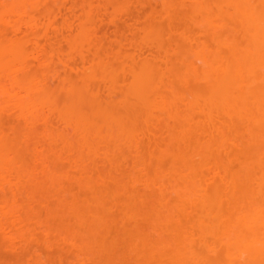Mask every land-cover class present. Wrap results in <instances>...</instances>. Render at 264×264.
Returning a JSON list of instances; mask_svg holds the SVG:
<instances>
[{
  "label": "bare ground",
  "instance_id": "obj_1",
  "mask_svg": "<svg viewBox=\"0 0 264 264\" xmlns=\"http://www.w3.org/2000/svg\"><path fill=\"white\" fill-rule=\"evenodd\" d=\"M61 1L52 0L54 5H58L56 10L46 11L43 0H0V253L15 256V259L31 257L27 258L29 261L24 258V264H61L64 261L67 264H99L98 260L93 261L92 251L88 247L90 233L88 237H80L79 234L83 233L80 227H84V232H89L87 223L104 216L101 213L102 207H107L105 203H113L110 206L117 204L113 206L117 208L120 198L124 196L121 188H132V185H126L125 179L128 177L124 179L125 184L119 182L117 186H122L118 189L121 190V197L118 198L120 195L114 189L117 186L110 183L109 178L101 176L108 177L111 165L103 167L99 175L97 171L93 173L91 167L88 168L94 161L93 157L100 154L101 160L107 164L113 157L122 158L121 163L115 158L113 165H116L115 162L118 165L111 166L113 170H119L116 173L122 176L123 173L129 175L141 165L142 169H137V172H141L128 178L135 186L141 184L139 186L148 189L149 193L150 190L151 193L160 194L171 192L163 198L166 201L160 202L161 209L158 207L156 213L153 212L150 220L154 223L153 232L150 226L148 230L139 228V231L144 229V233L150 231L149 235L142 231L140 233L143 234L131 232V215L128 214L135 217L137 213L129 211L131 213L126 217L129 221H125L128 226L124 222L121 229L124 235L120 234L124 239L121 243H125L122 247L128 248L127 251H132L137 257L140 254L150 255L151 252L161 254L168 240L165 231L170 228V223L176 221L178 228L169 229L171 232L166 233L170 234L167 237L175 234L173 238H176L181 232L184 238H181L182 242L179 238L178 244L183 246L186 242L187 246L194 241L187 236L198 233L209 252L204 251L207 254L204 257H201L203 253H199V256L197 251L193 252V259H197L198 264H264V0H195V12L199 14L198 17L201 16L197 22L203 29V38L200 36L199 40L196 37V45H193L195 37L189 30V23L193 20V0H153L158 2L157 5L154 3L155 8L159 3L161 5L158 9L162 8L164 24L171 23L170 28L173 27L170 29L168 25L167 29L164 28L167 39H162L161 34L156 33L152 21L146 16L148 20L145 18L144 23L147 26L143 24L142 32L147 37L141 36V43L137 39L135 41V33H138L135 30L139 31L133 25L135 22H128L130 28L123 27L121 22L125 24V19L122 18V21V15L119 14V18L115 13L107 18L113 28L119 27V30L115 28L120 31L118 35L114 31L116 35L110 37L115 49L105 42V37L109 36L99 34L97 24L90 21L99 14L96 7L98 11L96 9L93 15V4L90 3L92 1L96 5V1ZM156 9L152 10L157 14L159 10ZM183 13V21L191 14L185 27L180 20ZM56 14L62 15L60 24L55 19ZM176 17H180L179 21ZM172 23H180L186 29L180 30L181 26L175 24L176 32ZM92 24L95 26L92 29L98 31L96 35L95 32L92 34L98 35L95 38L89 36ZM120 28H134L131 29L133 34L128 32L130 36L123 40L120 34L125 29ZM169 29L171 33L168 34ZM30 61L36 62L37 67ZM54 91L58 94H54ZM195 113H200L209 124L206 135L203 134L206 137L202 139L203 142L199 139L203 138L198 134L200 128L198 133L197 129L195 131L198 125ZM4 116L13 118V123L7 119L4 122ZM134 118L138 119L137 124ZM144 121L146 124H142ZM7 124H10L9 127H2ZM239 128H243V131ZM173 129L176 131L173 133L175 138L170 133ZM238 130L242 133L238 134ZM193 131L199 138H192ZM231 131H236V134L233 132L232 136ZM193 139L197 143L201 141L198 148L193 144ZM190 140L196 149L190 146ZM164 143L167 144L164 149L174 161V165L168 161L171 164L168 168L177 166V170L173 168L177 172L169 170L176 172L169 173L177 174V185L173 177L165 179L168 178L167 174L163 176L165 172L161 174L155 168V173L151 174L153 171L149 170L154 158L160 161V166L161 162L170 159L163 148L159 151H164L163 156L166 157L158 152L161 144L165 146ZM143 145L150 147L151 158L147 155L149 150H144ZM236 148L239 154L237 159L234 155V159L242 168L237 171L227 168L225 171L219 155H229L231 152L232 155L231 149L235 154ZM129 151L131 158L127 157L126 152ZM84 155L89 163H85ZM209 155L217 159V166L211 168L207 166L208 161L204 163ZM147 156L148 160L145 159ZM28 160H32V163ZM63 160L67 162L66 165ZM57 162H63L66 171ZM123 162L129 164L130 171L123 168ZM252 163H257L262 171L254 181L248 172ZM120 164L123 169H118ZM67 165L74 171H70ZM200 167L203 169L200 170ZM91 172L94 178L101 176L103 183L98 181V177L97 182L91 179ZM195 175H202V180L208 186H203L201 177L198 179ZM195 177L201 183L198 189L201 191V185L203 187L201 194L197 190L199 195L196 194L195 197H198L193 205L189 195L196 191L192 190V193L187 186H193ZM218 179L221 183H215ZM180 184L187 186H183V189L179 187ZM218 184L223 185V189ZM213 185L221 189L218 186L214 189ZM185 188L189 192H185ZM95 190H98V195ZM107 192H111L110 197ZM104 193L105 199L106 196H118L115 200L113 198V202L111 198V203L110 200L105 202ZM160 196L163 197L162 194ZM187 201L193 206L189 204L187 207ZM177 204L179 207L176 208ZM198 207L202 215L196 226L191 224L193 231L187 235L188 230L183 232L181 228L185 223L184 214L186 210L192 211L190 214L194 209L199 212ZM191 220L193 217H190ZM63 227H67V230ZM205 236L210 237L211 241ZM56 238L63 243L56 244ZM64 245H68L69 249L66 247V255H61L60 250L65 248ZM58 252V262L56 258L51 257L50 260L47 256Z\"/></svg>",
  "mask_w": 264,
  "mask_h": 264
},
{
  "label": "rangeland",
  "instance_id": "obj_2",
  "mask_svg": "<svg viewBox=\"0 0 264 264\" xmlns=\"http://www.w3.org/2000/svg\"><path fill=\"white\" fill-rule=\"evenodd\" d=\"M55 1V0H54ZM57 2H59V1H61V0H56ZM63 1V0H62ZM61 1V2H62ZM94 1H96V5H95V3L94 2H90L91 3V5H92V7H93V10H94V16H95V11H96V9H97V11H98V8H99V14H98V16L100 17H98V16H96L95 18L93 17L92 19H94V20H90V21H93V24H94V22L97 24L96 26H98V31L96 30V31H94V29H92V28H94L95 26H93V24L92 25H90L91 26V31H90V34H89V36H90V38H95V37H97V36H94V35H92V34H94L93 32H95V35L97 34V32L99 33V34H101V35H106V36H109V38H107V37H105L107 40L105 41V42H107L106 44L109 46V44H110V48L111 47H113L114 49L116 48V46H115V44H114V42L112 41V39H110V37L111 38H113V35L115 36L116 34H115V32L114 31H116L117 32V35H118V33L120 32V31H117V30H119V27H115V28H113V26L112 25H110V22H108L109 20H107V18L108 17H110L111 15H113V14H115L116 13V16H119V18H120V15H122L121 16V20H122V18H123V20H124V22H126L125 24L124 23H122L121 22V20H120V22H121V24H123V25H121V26H123V27H125V26H128L129 27V23L128 22H131V24H133L134 22V24L133 25H136L137 26V29L139 30V31H136L135 30V32H138V33H135V34H137L136 35V37H135V41H136V39L140 42L141 41V39H143V38H141V36L142 37H147V34H145V36H143L144 35V33L142 32V31H144L143 29V24H145L144 23V21L147 19V17L146 16H148L150 19L149 20H151L150 22H151V24L153 25H151L152 27H154V30L156 31V33L157 32H159L160 34H161V38L162 39H164V40H166L167 39V37H164L165 35V32H167V30L165 31V29H167V26L169 25H167V24H164V22H165V17L163 16V13H162V8L159 10L158 8H160V3L158 4V6H156V8L154 7L155 6V4L154 3H156V1L154 2L153 0H94ZM151 1H153V3L151 2ZM158 1V0H157ZM195 0H193V24H192V21H190V23H189V27L191 28V29H189V30H191V32L193 33V45H196L195 43L197 42V38L199 39L200 38V36H202V38H203V29H201L202 27H200V26H202V25H199L198 24V22L197 21H200L199 20V18L201 17H198L199 16V14L197 15V13L195 12L196 10H195V8H194V5H195V2H194ZM43 2L44 3H42V4H44L45 5V9L44 10H46V11H54V10H56V8H57V6L58 5H56V3H55V5H54V3L52 2V0H43ZM143 2V3H142ZM150 2V3H149ZM158 3V2H157ZM157 3H156V5H157ZM60 4V3H59ZM98 4V5H97ZM151 6L152 7H154V8H151ZM96 7H98V8H96ZM95 8V9H94ZM152 9H156V10H159L158 12L160 13H158L157 11V14L158 15H160V16H158L156 13H155V10H152ZM118 14V15H117ZM120 14V15H119ZM181 14V13H180ZM188 14V13H187ZM187 14H186V16H187ZM190 14V13H189ZM92 15V16H93ZM96 15H97V13H96ZM102 15H103V17H104V19L105 20H103V21H101L102 20ZM191 15V14H190ZM190 15H188V17H187V19L189 18V20H190ZM180 16V15H179ZM185 18V14L183 13L182 15H181V18H180V20H182V22L183 23H181V24H183V26L185 27V25L187 24H185V22L186 21H189V20H187L186 19V21L184 20L183 21V17ZM59 18H61V20H59ZM146 18V19H145ZM178 18V19H179ZM55 19H56V21H57V23L58 24H60L61 22H62V15H60V14H56L55 15ZM100 19V20H99ZM109 19V18H108ZM176 19H177V17H176ZM177 19V20H178ZM201 19V18H200ZM118 20V19H117ZM116 20V22H118ZM122 20V21H123ZM126 20H128V21H126ZM148 20V19H147ZM166 21H168V20H166ZM179 21V20H178ZM115 22V25L117 26V23ZM147 22V21H146ZM181 22V21H180ZM92 23V22H91ZM90 23V24H91ZM149 23V22H148ZM168 23H170V22H168ZM118 24L120 25V23L118 22ZM173 24V23H172ZM176 24V23H175ZM175 24H173L172 26H174ZM180 23H178V24H176V25H179V27L181 26V29L180 30H182V28H184L182 25H181ZM185 24V25H184ZM95 25V24H94ZM118 25V26H119ZM133 25H131L132 27H133ZM146 25V24H145ZM150 25V23L148 24V26ZM164 25V26H163ZM170 25H171V23H170ZM170 25L168 26V28H170ZM175 25V26H176ZM93 26V27H92ZM120 26V27H121ZM136 26H135V28H136ZM147 26V25H146ZM175 26H174V30H175ZM130 28V27H129ZM165 28V29H164ZM173 27H171L170 29H172ZM176 28H177V26H176ZM188 28V27H187ZM121 29V28H120ZM122 29H125V30H123L122 31V33H123V37H122V33L120 34L121 36V38L124 40V38H127V37H129L130 35H129V33L134 29V28H131V29H129V30H126L127 28H122ZM121 29V30H122ZM162 29H164V33H163V30ZM170 29H169V31H168V34H169V32H170ZM184 29H186V28H184ZM141 30V31H140ZM173 30V34H175L174 32L176 31H174ZM179 30V31H180ZM193 30V31H192ZM172 31V30H171ZM129 32V33H128ZM177 32V31H176ZM114 33V34H113ZM132 33V32H131ZM171 33V32H170ZM133 34V33H132ZM134 34V35H135ZM177 34V33H176ZM124 36H126V37H124ZM166 36H167V34H166ZM197 37V38H196ZM140 39V40H139ZM196 39V40H195ZM104 40V39H103ZM103 40H102V43H103ZM194 40H195V42H194ZM199 40H201V38L199 39ZM137 41V42H138ZM142 41H144V40H142ZM138 42V43H139ZM141 43V42H140ZM106 46V45H105ZM27 47H29V46H27ZM169 47V46H168ZM107 49V48H106ZM109 49V48H108ZM193 49H195V46H193ZM30 50V49H29ZM50 51H51V49H49ZM28 51V50H27ZM145 55L147 54V53H144ZM30 62H33L35 65H36V62H34V61H30ZM31 64V63H30ZM33 64V65H34ZM36 67H37V65H36ZM38 69V68H37ZM41 69V68H40ZM38 71H41V70H38ZM37 71V72H38ZM119 71H117V73H118ZM42 73V72H41ZM119 74H121V72L119 73ZM119 74H117V75H119ZM194 83H195V81H194ZM180 87V86H179ZM54 94H58L56 91H54ZM59 97H60V95H59ZM114 106H118L117 104H115ZM121 107V106H120ZM120 107L118 108L119 110H120ZM116 108V107H115ZM123 108H121V110H122ZM118 110V111H119ZM3 111H7V109L6 110H3ZM8 112H9V109H8ZM12 112V111H11ZM123 112V111H122ZM121 112V113H122ZM10 113V112H9ZM13 113V112H12ZM120 113V112H119ZM139 113V112H138ZM123 114V113H122ZM135 114V113H134ZM7 115H8V113H7ZM10 116V115H9ZM9 116H8V119H7V116L5 117L4 116V119L3 120H5V119H7L8 120V122H10L11 120H13V118L11 119H9ZM12 116H14L13 114H12ZM11 116V117H12ZM135 116V115H134ZM195 117H197V121H196V124H198V125H196L197 126V128H195L196 126H194L193 127V129L195 128V131H196V129H197V133L199 132V128H200V133H198V134H201L202 135V137L203 138H199V137H197L196 136V132H194L193 131V134H194V136L193 135H191L192 136V138L193 137H195L196 139L197 138H199L202 142H203V140L202 139H206V137H205V135H206V130L208 129V127H209V124L205 121V119L202 117V115H200V113L199 114H196L195 113ZM138 118H140V117H138ZM2 119V118H1ZM14 119H16L15 117H14ZM135 119V118H134ZM142 119H143V117H142ZM144 120V119H143ZM16 122H17V120H15ZM3 122V121H2ZM4 122H6V120L4 121ZM12 122V121H11ZM137 122H138V119H135V124H137ZM198 122V123H197ZM13 123V122H12ZM11 123V124H12ZM143 123H145L146 124V122L144 121V122H142V124ZM3 124V123H2ZM14 124H15V122H14ZM40 124V123H39ZM139 125H140V122L138 123ZM142 124H141V126H142ZM10 125V124H9ZM9 125L7 124L6 126H2V127H4V128H6V127H9ZM144 126V125H143ZM140 126H138V128H139ZM199 127V128H198ZM144 129H145V126L143 127ZM239 129H241L242 131H243V128H239ZM142 130V128L139 130V131H141ZM175 130H177V129H175ZM241 130H238V131H240V132H238V134H240V133H242V131ZM173 132H170V133H176V131H174V129L172 130ZM145 132V131H144ZM205 132V133H204ZM233 132H234V134H236L235 132L236 131H231L230 133H232L233 134ZM203 134H205V135H203ZM234 134L232 135V136H234ZM164 135V134H163ZM201 135H199L200 137H201ZM177 136H178V132H177ZM175 138V136H174V134L172 135V138ZM172 138L170 139V140H172ZM177 138H179V136L177 137ZM176 138V139H177ZM191 138V139H192ZM176 139H174L175 140V142H176ZM198 139V140H199ZM169 140V139H168ZM193 140H195V139H193ZM201 141H198V143L196 142V140L195 141H193V144L194 145H196L197 146V148H198V146H200L201 144H199V143H201ZM96 142V141H95ZM164 141H162V143H163ZM167 143H169L170 141H166ZM172 142H174V141H172ZM174 142V143H175ZM191 140H190V142H189V144H190V146L192 147L193 145H191ZM145 143H148V142H146L145 141ZM174 143H172V145H175ZM177 143V142H176ZM196 143V144H195ZM95 144H97V146H98V142H96ZM171 144V143H170ZM170 144H168V146L170 145ZM101 145H103L102 143H101ZM149 145H151V144H148L147 146H149ZM163 144H161V146L159 147L160 149H158V152L160 153V155H162L163 156V154L165 153L164 151H166L167 153H165V155L166 156H170V159L169 160H166L167 161V164H166V161L165 162H161V166H160V161L158 160H156L155 158H154V160H152V162H153V164H151V167H150V171L152 170L153 171V173L151 172V174H154L155 172H154V169H155V171H157V172H160L161 174H163L164 172H165V174H163V176L165 175L166 176V174H167V177L168 178H165L166 180L168 179V180H170V179H172L171 177H173L174 178V180L176 181V179H175V176H177V174L176 175H174L177 171V166L175 167L176 168V170L175 169H173L172 168V166H171V168H168V167H170V165H169V162H171V163H173V165H174V161H171V155H168V151H167V149L165 150L164 148H166V145H165V143H164V145L165 146H162ZM168 146H167V148H168ZM152 147V146H151ZM149 148L150 147H146V146H144L143 145V149L144 150H146L147 151V149L149 150ZM161 148H163L164 149V151H159V150H162ZM193 148L194 149H196L195 148V146H193ZM200 148V147H199ZM234 148V147H233ZM235 149V148H234ZM237 149V148H236ZM122 150H124V149H122ZM128 149H126V151H127ZM151 150V149H150ZM150 150L148 151V154L147 155H149V152H150ZM230 151H233V154L232 155H228V154H226L225 155V153L223 154H221V155H219L220 156V158H222L221 159V161H222V166L225 168L224 170L225 171H227V168L229 169V168H232L231 170H233V171H237V169L238 170H240L242 167L240 166H238V164H239V162H236V161H238V160H235V159H237L236 157H238V154H239V151H238V149L235 151V154H234V150H230ZM157 152V154H159ZM238 152V153H237ZM127 153V157H130L131 158V154H130V151H129V153L128 152H126ZM126 153H125V155H126ZM145 153V152H144ZM171 154V153H170ZM103 155V154H102ZM164 155V156H165ZM228 155V156H227ZM234 155H235V159H234ZM150 156V158H151V154L149 155ZM163 156V157H164ZM165 156V157H166ZM223 156V157H222ZM120 157V156H119ZM162 157V158H163ZM197 157V156H196ZM207 157V156H206ZM210 157V155L208 156V158ZM116 158V157H115ZM115 158L113 157V160L110 162L109 161V163L107 164V163H104L105 161H102L101 159L102 158H100V154H97L96 155V157H93V159H94V161L90 164V165H88V168L89 167H91V171L94 173L95 171H97L98 172V175L99 174H101V172H100V170L101 169H103V167H106V166H108L109 164L112 166L113 165V161L115 160ZM153 158V157H152ZM206 159V161L204 162V163H207V161L209 162L208 164H207V166L209 167V166H211V168L212 167H215V166H217L216 164H218L219 162H217V159L215 158V157H210L209 159H210V161H209V159ZM215 160H214V159ZM220 158H218V160L220 159ZM83 159H84V161H85V163H89L90 161H89V159H88V157L86 156V155H84L83 156ZM116 159H119V158H116ZM121 159L122 158H120L119 160H117V161H119V163H121ZM145 159H147L148 160V156H147V158L145 157ZM163 159H166V158H163ZM195 159V158H194ZM123 160V159H122ZM173 160H175L174 158H173ZM198 160V159H197ZM29 162H31L32 163V160H28ZM64 161V160H63ZM169 161V162H168ZM61 162V161H60ZM60 162H57L58 163V165L61 167V169L63 170V171H66V170H64L63 169V166H62V163H60ZM66 161H64V163H65ZM177 162V161H176ZM67 163V162H66ZM66 163L64 164V165H66ZM124 163V162H123ZM126 163V162H125ZM122 164V165H125V167H123V166H121V164H120V168H118V167H116V168H118V169H121L122 167L123 168H125V170H127V172L128 171H130L129 170V164L128 163H126V164ZM195 163V162H194ZM197 163V162H196ZM199 164V166H202V165H200L201 163L200 162H198ZM238 163V164H237ZM115 164L116 165H118V163H116L115 162ZM146 164H148V163H146ZM164 164H166L165 165V167H164ZM176 164V163H175ZM203 164V163H202ZM115 165V166H116ZM145 165V164H144ZM177 165V164H176ZM205 165V164H204ZM203 165V166H204ZM67 166H69V165H67ZM111 166H109V167H107V168H109V172H108V177L107 176H103L102 174H101V176L102 177H104V179L105 178H109V182L110 183H112L113 185H115V186H117V184H119V182L120 183H122V184H125V181H124V179L125 178H129V175H130V178L131 177H134L136 174H139V172H141V171H139V172H137L139 169L141 170L142 169V167H141V165L140 166H138V170L136 169L135 171L133 170L131 173H129V175H128V173H126V171H124V170H120V171H122V172H125L126 174H124L123 173V176H122V174H120L121 176H122V178H123V180H121L122 178H121V176L119 175V174H117L116 172H118V171H116V170H113L112 169V167ZM114 165H113V167H115ZM147 166H150V164L149 165H147ZM147 166H145V167H147ZM195 166V165H194ZM193 166V167H194ZM198 166V167H199ZM206 166V165H205ZM204 166V169L206 168ZM66 167V166H65ZM70 167V166H69ZM69 167H67V169H69ZM139 167H141V168H139ZM195 167H197V166H195ZM194 167V168H195ZM122 168V169H123ZM148 168V167H147ZM201 169L200 170H202L203 169V167H200ZM88 169V171H90ZM110 169H112L113 171H115V172H113L112 170H110ZM158 169V170H157ZM170 169H173V171L175 170L176 172L174 173L172 170L171 171H169ZM195 169H198L199 170V168H195ZM194 169V170H195ZM209 169V168H208ZM149 170H148V172H149ZM198 170H196L197 172H198ZM207 170V169H206ZM230 170V171H231ZM70 171H74V169L73 168H71L70 167ZM107 171V170H106ZM166 171H168V173L166 172ZM92 172H91V174H89V175H91V176H89L90 178L92 177L94 180H96L97 179V177H98V181H100V182H102L103 183V178L101 177V176H97L96 178H94V176H92ZM96 172V173H97ZM105 172V171H104ZM103 172V173H104ZM169 172H173V173H169ZM195 172V171H194ZM205 172H208V171H205ZM248 172L251 174V177H252V181H254V180H256L259 176H261V174H262V171H261V168H260V166L257 164V163H252L249 167H248ZM95 173V174H96ZM105 173H107V172H105ZM113 173H115V174H117V175H119V177L117 178V175H114ZM121 173V172H120ZM150 173V172H149ZM198 173H200V171L198 172ZM202 173V172H201ZM200 173V174H201ZM169 174H170V176H169ZM197 174V173H196ZM203 174V173H202ZM205 174V173H204ZM97 175V174H96ZM95 175V176H96ZM104 175H107V174H104ZM125 175H126V177H125ZM128 175V176H127ZM174 175V176H173ZM196 176V175H195ZM170 177V178H169ZM197 178L198 177H201V181H203L202 182V184H204L203 186H208V184H206V181L203 179L202 180V175H199V176H196ZM195 177V179H193L194 180V182H193V180H192V182H190V184L192 183L193 184V186H187V184H186V186H187V188L189 189V187H190V191H192V190H194V192L192 191V193H194V194H192V196L191 195H189L190 197V201L191 202H193V205H194V203H196V199H197V197H198V195L199 194H201V191H202V185H201V187H200V189H201V191L198 189V184H201V183H198V179ZM91 178V179H92ZM125 179L126 180V185H132V188H131V186H126V187H129L130 189H128V190H130V191H128L127 190V188L125 189V190H127V191H125L124 189H122L121 188V190L123 191L124 190V192H122L121 190H119V191H121V193L124 195V196H122L121 197V195L119 194L120 192L118 191V189H120L119 187L120 186H122V185H119V186H117L116 188H114L115 190H117V192H118V194L120 195V196H118V194H117V196H118V198H120V204H119V208L117 209L116 207H113V206H116V205H113V206H110L111 204H113V203H111V198H112V202L115 200V197H117L116 195L113 197L112 195V197L111 198H107L108 196H106V199H105V193H104V201L106 200V201H109L111 204H108V202H106L105 204H107L106 206V208L104 209V207H102V206H104V204H102V208H103V212L101 213V215H104V216H101V218H100V220L101 219H103V220H96V219H92L91 221L89 220V222L87 223L88 224V226H87V228H88V230H90L89 232H84L85 231V229H83L84 227H80V229H82L83 230V233H81V234H79L80 235V237H82V238H84V236H87L89 233V237L88 238H90V241L88 242V247H90L89 249L92 251V254H91V256L93 257V261L94 262H96V260H98V261H101V262H98L97 261V263H99V264H140L141 262V264H198V262L197 261H195V260H197V259H193V252H195L196 253V251H197V254H199V253H203L204 254V251H206L207 253H209L208 251H207V249H206V247L204 246V244L200 241V239H199V237H198V233H197V230H195V228H194V230L196 231V233H197V235L195 234L194 235V233H193V236L192 235H190V237H188L189 235V231H190V233H192V231H193V226L191 227V224L192 225H195L196 226V223L198 222V220H200V219H198L202 214L200 213V211H199V207H198V211L199 212H197L196 210H197V206H196V210L194 209V211H193V214H190V213H192V211H188V210H186V212H185V214L184 215H186V218H184V215H183V213L181 214V219L183 220V218H184V220H183V222H185L183 225L185 226V227H182L183 225H181V228L182 229H184L183 230V232L187 229L188 230V233H187V235H185V236H187V238H191V240H194V241H191V243H190V240L189 239H187L186 241H188V243H190V244H187V246H186V242H184V245L186 246V247H188V248H186V247H184V245L182 246L180 243L178 244V241H180L179 240V238L181 239H183L184 238V234L182 235L181 234V232L179 233V234H177L176 235V238H173V236L175 235H172V237H170L169 236V238L167 237L168 235H170V234H166V233H170L171 231H168L169 229L171 230H175V226H176V221L173 223L172 221V224L170 223L169 225H171L170 226V228L167 230V231H165L166 233H165V235H166V238L168 239L167 240V243L165 244V247L164 248H162V252H161V254L159 253V254H151L150 253V255H147L146 253V255H144V254H142V256H141V254L139 255V257H137V255L135 254H133L132 253V251H127V249H125L124 247H122L123 245L125 246V243L123 244V240H122V238L120 237V234L123 232L121 229H123V224H124V222L125 221H129V219L127 220L126 219V217L129 215H131V220H130V225H129V228H131L130 230H132L131 232L132 233H136V231H138L139 233L142 231H145L146 230V228H147V230H148V228H149V226H150V228H151V231H152V229H153V224L154 223H151L150 222V220H152V216L154 215L153 214V212L154 213H156L155 211L157 210L156 208H158V207H160V202L162 203V202H164V201H166V199H163V198H165V196H168L167 194L169 193H166V192H164V193H161L162 194V196L163 197H161L160 195V192L158 193H151L152 192V190H150V193H149V190L148 189H142V185L141 184H136V186H135V183H133L132 182V180H130L129 181V179ZM177 178V177H176ZM218 178V177H217ZM119 179V180H118ZM121 180V181H120ZM174 180H172V181H174ZM177 180H178V178H177ZM122 181H124V182H122ZM219 181V179L215 182V183H217ZM92 182H93V180H92ZM96 182H97V180H96ZM129 182H131V184H128ZM199 182H200V180H199ZM220 182V181H219ZM218 182V183H219ZM91 183V182H90ZM169 183H171L172 184V182H170L169 181ZM177 181H176V185H177ZM180 183H181V179H180ZM182 183H183V181H182ZM184 183H186V182H184ZM188 183V182H187ZM209 183V186H210V182H208ZM221 183V182H220ZM93 184V183H92ZM96 184H98V183H96ZM105 184H107V183H105ZM109 184V183H108ZM111 184V185H112ZM189 184V183H188ZM101 185V184H100ZM139 185H141V186H139ZM179 185V184H178ZM185 185V184H184ZM184 185H182V184H180V186L179 187H181L182 186V188L184 189V187H186V186H184ZM218 185H220L221 186V188L223 189V185H221V184H218ZM218 185H216V186H218ZM96 186V185H95ZM104 186V185H103ZM184 186V187H183ZM214 186V185H213ZM216 186H214L213 188L215 189V187ZM220 186H218L219 187V189H221L220 188ZM93 188H94V186H92ZM98 187V186H97ZM97 187H95V189H97ZM105 187V186H104ZM135 187V188H134ZM192 187V188H191ZM101 188V187H100ZM124 188H125V185H124ZM133 188L135 189V191L133 190ZM109 189V188H108ZM111 189H113V188H111ZM113 189V190H114ZM186 189V188H185ZM188 189H186V191L185 192H187L188 191ZM211 190H212V192L214 191L212 188H210ZM209 189V190H210ZM99 190V189H98ZM97 190V191H98ZM148 190V191H147ZM182 190V189H181ZM197 190L200 192L199 194H198V192H197ZM211 190H210V193H211ZM217 190V189H216ZM96 191V190H95ZM96 191V193L95 194H97L98 192ZM102 191V190H101ZM147 191V192H146ZM154 191V190H153ZM158 191V190H157ZM85 192V191H84ZM104 192V191H103ZM116 191H115V193H117ZM131 192V193H130ZM182 192V191H181ZM189 192V191H188ZM101 193V192H100ZM108 193V192H107ZM113 193V192H112ZM130 193V194H129ZM166 193V195H164ZM171 193V192H170ZM170 193H169V195H170ZM173 193V192H172ZM175 193V192H174ZM184 193V192H183ZM109 194V193H108ZM110 194H111V192H110ZM110 194H109V197H110ZM126 194V195H125ZM159 194V195H158ZM196 194H198L197 195V197H195L196 196ZM98 195V194H97ZM100 195V194H99ZM171 195H173V194H171ZM175 195H176V193H175ZM174 195V197H176ZM187 195H188V193H187ZM100 197L102 198V193H101V195H100ZM174 197H172V199L174 198ZM195 197V198H194ZM113 198H114V200H113ZM171 199V200H172ZM175 199V198H174ZM174 199L172 200V201H174ZM179 198H177V200H178ZM101 199L99 198V200H98V202L100 201ZM119 200V199H118ZM118 200H116L115 202H119ZM161 200V201H160ZM171 200H169V201H171ZM177 200H175V201H177ZM171 201V202H172ZM97 202V203H98ZM180 202V201H179ZM100 203V202H99ZM175 203H177V202H175ZM101 204V203H100ZM172 204V203H171ZM185 204H187L186 206L188 207L189 206V204H190V206L192 205L190 202H185ZM120 205H121V209H120ZM159 205V206H158ZM174 205V204H173ZM192 205V206H193ZM170 206H172V205H170ZM176 208L177 207H179L178 206V204H177V206H175ZM195 207V206H194ZM100 208V207H99ZM117 210H116V209ZM159 209H161V207L159 208ZM100 210V209H99ZM131 210V212L133 213L134 211H135V213H137V214H135V217L133 216L132 217V214H128V213H131V212H129ZM190 210V209H189ZM193 210V209H192ZM159 211V210H158ZM128 214V215H127ZM133 214V215H134ZM88 215V214H87ZM197 215H199L197 218L195 217V216H197ZM102 217H105V218H102ZM190 217H193V220H191V221H189V219H190ZM106 218H107V220H106ZM134 218V220H132ZM104 219H105V221H104ZM188 219V220H187ZM186 220V221H185ZM134 221V222H133ZM137 221V222H136ZM136 222V223H135ZM152 222H154V220L152 221ZM182 222V223H183ZM187 222V223H186ZM127 222H125V226L127 225L126 224ZM129 223V222H128ZM151 224V225H150ZM179 223H177V225H178ZM172 225H173V227H172ZM128 226V225H127ZM194 226V227H195ZM69 227V226H68ZM78 227V228H79ZM141 227H143V228H145V230L144 229H141V231H139L140 229L139 228H141ZM177 227V226H176ZM180 227V226H179ZM86 228V227H85ZM138 228V229H137ZM178 228V227H177ZM176 228V229H177ZM63 229L64 230H67V227L65 228V227H63ZM125 229V228H124ZM127 229V228H126ZM137 229V230H136ZM182 229H180V230H182ZM96 230H98V231H96ZM150 230V229H149ZM178 230V229H177ZM187 230H186V232H187ZM92 231H94L93 233L95 234V235H93L92 234ZM134 231V232H133ZM194 231V232H195ZM153 232V231H152ZM179 231H177V233H178ZM182 232V233H183ZM144 233V232H143ZM143 233H140V234H143ZM147 233V235H149V233H150V231H149V233L148 232H145L144 234H146ZM173 233H176V231H173ZM173 233H171V234H173ZM123 234V233H122ZM78 235V236H79ZM124 235V234H123ZM152 235V234H151ZM155 235V234H154ZM77 236V237H78ZM122 236V235H121ZM142 236V235H141ZM146 236V235H145ZM177 236H180V237H177ZM183 236V237H182ZM192 236V237H191ZM211 236V235H210ZM123 237V236H122ZM149 237H151V236H149ZM152 237H154V236H152ZM198 237V239H197V243H196V238ZM206 237V236H205ZM207 237H208V234H207ZM206 237V238H207ZM81 238V239H82ZM171 238L172 239H174V241H172L171 240ZM177 238H178V240H177ZM195 238V239H194ZM78 239V238H77ZM121 239V240H120ZM175 239L177 240V244L175 243ZM182 239H181V241L180 242H182ZM186 239V238H185ZM208 239V238H207ZM209 239H210V237H209ZM209 239H208V241H209ZM198 240L201 242H198ZM121 241H123L122 243H121ZM184 241V240H183ZM210 241H211V239H210ZM193 242H194V244H193ZM55 243L56 244H62L63 243V241L61 240V239H59L58 240V238H56L55 239ZM201 245H200V244ZM177 245V246H176ZM192 245V246H191ZM65 246V248L64 249H62V250H60V253H62L61 255H64L65 253H66V247L69 249V247H68V245H64ZM191 246V247H190ZM173 247H175V248H173ZM190 247V248H189ZM184 248V249H183ZM67 249V250H68ZM87 249V252H88V248H86ZM148 249V248H147ZM178 251H177V250ZM190 249V250H189ZM149 250V249H148ZM180 250V251H179ZM181 250H183V251H181ZM193 250H195V251H193ZM1 251V250H0ZM192 251V254L190 253ZM3 252V251H2ZM145 252V251H144ZM148 252V251H147ZM58 254H59V252L58 253H56V254H53V255H47L48 256V258L50 257V260H51V257H53V258H58ZM149 254V253H148ZM201 255V257H204V256H207V254L205 253L204 255ZM66 255V254H65ZM210 255H211V253H210ZM209 255V256H210ZM46 256V257H47ZM199 256H200V254H199ZM15 257V256H14ZM13 256H11L10 254H7V253H3V254H1L0 253V263L1 264H24L23 262H24V258H26V257H18V259H17V257H16V259L14 258ZM65 257V256H64ZM20 258V259H19ZM27 258H31V257H27ZM26 258V259H27ZM29 259H27V261H29ZM54 261V260H53ZM57 262H58V259L56 260ZM55 262V261H54ZM196 262V263H195ZM67 264L65 261L64 262H62L61 264ZM25 264H27V262H25ZM199 264H201V263H199Z\"/></svg>",
  "mask_w": 264,
  "mask_h": 264
}]
</instances>
